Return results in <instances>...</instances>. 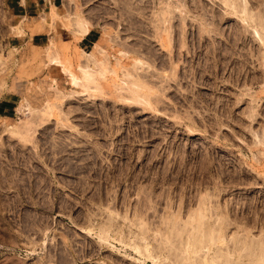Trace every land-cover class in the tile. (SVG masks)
<instances>
[{
    "label": "rangeland",
    "instance_id": "obj_1",
    "mask_svg": "<svg viewBox=\"0 0 264 264\" xmlns=\"http://www.w3.org/2000/svg\"><path fill=\"white\" fill-rule=\"evenodd\" d=\"M240 1L52 0L29 17L0 0L15 106L0 110V264H264V0ZM143 226L154 261L128 245Z\"/></svg>",
    "mask_w": 264,
    "mask_h": 264
},
{
    "label": "bare ground",
    "instance_id": "obj_2",
    "mask_svg": "<svg viewBox=\"0 0 264 264\" xmlns=\"http://www.w3.org/2000/svg\"><path fill=\"white\" fill-rule=\"evenodd\" d=\"M242 2V3H241ZM238 4H240V5H242V7L243 6H245L246 4H247V0H241L240 1V3H238L237 2V4H235L236 6L238 5ZM240 5H238V6H240ZM238 6H237V8H238ZM246 7V6H245ZM244 7V9L242 10V11H244V13H246V16H249V18L250 17H252V18H254V16H253V14H251L250 12H246V8ZM258 17H259V15H258ZM260 17H261V15H260ZM264 16H262V18H263ZM258 19V18H257ZM256 19V20H257ZM247 20H248V18H247ZM258 21V20H257ZM260 21V20H259ZM77 32H78V35L79 36H85L90 30H91V28H92V26H93V24H92V22H90L88 19L87 20H85V19H78L77 20ZM260 23H262V22H260ZM263 24V28H264V23H262ZM256 32L255 33H257L256 35H258L259 36V39L260 40H262L261 42H263L264 43V34L263 33H261V29H256L255 30ZM98 47H100L99 46V43H97L96 45H95V49H98ZM81 69H82V71H83V73H84V75H83V85L85 86V87H91L92 86V84L93 83H95V78H94V75H93V73L90 71V69L89 68H87V67H81ZM103 74V73H102ZM79 77H76V76H72V82L73 83H75V84H81L80 82H79ZM135 84V83H134ZM135 90V91H134ZM131 93H132V98L131 99H133V98H136V99H139V97H142V96H139L138 94H137V90L136 89H133L132 91H131ZM22 123V122H21ZM26 123V122H25ZM22 126H24L23 124H22ZM26 128V127H25ZM21 126H16L15 128L13 127L12 129H10L11 130V132L13 133V134H20L21 136V138H22V140H26V141H28L29 139H28V135H30L29 133H30V131H31V129L29 130V132L27 131V130H25L26 132H22L21 130ZM26 129H29V128H26ZM24 133H28L26 136L24 135ZM202 203H204V202H202ZM204 211H205V207H203V205L199 208V210H198V214L200 215V216H202L201 217V219H200V217H197V215L195 216V217H197L198 218V220H197V222H198V224H196V225H198V226H195V228L197 229V227L199 228V229H197V231H200L201 230V226H202V224L205 222H203L202 221V218L204 219V216H205V213H204ZM197 214V213H196ZM193 217V216H192ZM220 220V219H219ZM221 221V220H220ZM208 222H209V220H208ZM114 223H112L111 225H113ZM221 224H223V222L221 223L220 222V225L219 226H216L217 225V223H216V225H211V223H210V225H209V230H212V231H208V232H210L209 234L211 235V233L213 232V230H221V229H223L221 226ZM205 225H207L206 223H205ZM224 226V225H223ZM206 228V227H205ZM207 229V228H206ZM142 230H143V232L142 233H139L138 235H137V237H136V239H134L133 240V242L132 243H130V244H128L131 248H133L137 253H139V254H141V255H146L147 256V258H151L153 261L155 260V256H154V252H155V245H154V243L152 244V242L151 241H146V243H145V245H141L140 243H138V241H139V239H141V240H143V239H147L148 238V236H147V233H146V228H145V226H143L142 227ZM224 230V229H223ZM104 231V230H103ZM196 231V230H195ZM203 231V230H202ZM201 231V233H203L204 231H206V230H204L203 232ZM218 231V232H219ZM222 231V230H221ZM207 232V233H208ZM200 233V232H199ZM205 233V232H204ZM207 233H205V239H206V235H207ZM215 233V232H214ZM196 234V233H195ZM194 234V235H195ZM198 234V233H197ZM203 235V234H202ZM200 236V235H199ZM199 236H198V238L196 239V236H195V241H200V242H202L201 241V239L199 238ZM213 236V235H212ZM224 236V235H223ZM222 236V237H223ZM201 237V236H200ZM221 236H220V238L221 239H223ZM107 238H108V234H106V232H105V234H100V235H98V239H99V241H101L102 243H104V242H106L107 241ZM203 238V239H204ZM208 239V238H207ZM206 239V240H207ZM210 240V239H209ZM194 241V240H193ZM193 243V242H192ZM191 243V244H192ZM195 243V242H194ZM200 244V243H199ZM152 245V246H151ZM112 246H115V245H112ZM228 254V253H227ZM222 256V255H221ZM218 257V256H217ZM216 257V259H213L212 258V260L211 259H209L208 257H204L202 260H200L203 264H212V261L213 260H216V261H220V259H218ZM225 259H227V257H224ZM223 258V259H224ZM182 260V259H181ZM218 261V262H219ZM223 261H225L226 262V260H223ZM222 261V262H223ZM227 261H229L228 259H227ZM198 262V261H197ZM225 262L224 263H222V264H225ZM230 262V261H229ZM185 263V262H184ZM183 263V264H184ZM199 263V262H198ZM201 263V264H202ZM221 262H219V264H220ZM228 263V262H227ZM181 264H182V262H181ZM186 264V263H185ZM200 264V263H199ZM218 264V263H217Z\"/></svg>",
    "mask_w": 264,
    "mask_h": 264
},
{
    "label": "crops",
    "instance_id": "obj_3",
    "mask_svg": "<svg viewBox=\"0 0 264 264\" xmlns=\"http://www.w3.org/2000/svg\"><path fill=\"white\" fill-rule=\"evenodd\" d=\"M6 1L9 4V7L12 10L14 16H21L22 14L16 13L17 10H21V11H25V13L29 15V17H32V15H30L29 12L27 11H29L32 6L38 7V4L42 6L45 5L44 6L45 9L51 7L52 4H54L55 7L57 6L56 2H52V0H49L50 6L48 4V0H34L33 3H30L29 0H6ZM23 18L29 20V18H27L26 16H23ZM29 22L32 23L33 21L29 20ZM43 31L35 32V34H33L31 37L28 38V41H31L34 45H42L44 43V39L47 37V32H43ZM90 35H91V30L82 38V41L89 40ZM14 109L15 106L13 105V101L11 99L4 98L0 101V110L3 111L5 116H8L6 112H10Z\"/></svg>",
    "mask_w": 264,
    "mask_h": 264
}]
</instances>
